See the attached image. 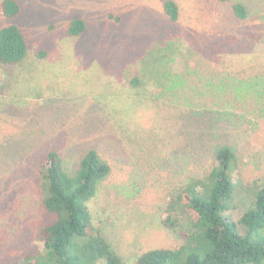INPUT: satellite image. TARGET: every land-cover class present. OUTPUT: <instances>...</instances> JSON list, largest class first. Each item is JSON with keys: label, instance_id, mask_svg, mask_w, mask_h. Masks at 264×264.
<instances>
[{"label": "rangeland", "instance_id": "1", "mask_svg": "<svg viewBox=\"0 0 264 264\" xmlns=\"http://www.w3.org/2000/svg\"><path fill=\"white\" fill-rule=\"evenodd\" d=\"M16 1L11 19L0 0V29L17 24L29 52L0 68V264L42 247L53 219L41 186L50 150L71 174L90 149L110 165L90 209L130 264L184 243L163 209L212 168L218 145L240 158L235 183L264 176V83L253 85L264 77V0H241L245 20L229 3L173 0L176 22L166 0ZM74 19L86 24L79 37L68 33ZM253 200L235 192L228 214L237 221Z\"/></svg>", "mask_w": 264, "mask_h": 264}, {"label": "trees", "instance_id": "2", "mask_svg": "<svg viewBox=\"0 0 264 264\" xmlns=\"http://www.w3.org/2000/svg\"><path fill=\"white\" fill-rule=\"evenodd\" d=\"M217 1L231 4L239 20L250 15L241 0ZM2 4L4 14L11 19L21 13L16 0H3ZM163 6L169 19L176 22L177 4L166 0ZM85 29L83 19H74L68 33L79 37ZM28 52L27 37L17 24L0 29V68L23 63ZM139 83L137 79L133 86ZM260 83H264V77L253 85ZM240 164L231 146L218 145L212 168L174 189L163 209V225L182 232L184 243L173 249H150L135 264H264V176L235 183L236 176L240 177ZM110 173V165L95 149L84 154L74 174L67 171L62 155L50 150L44 158L41 186L43 208L53 219L40 230L41 249L26 255L19 264H130L94 226L90 209V202ZM235 192L254 198L237 221L228 214Z\"/></svg>", "mask_w": 264, "mask_h": 264}]
</instances>
